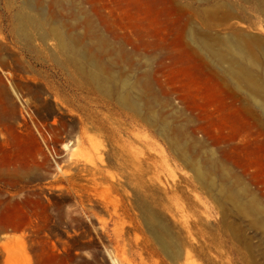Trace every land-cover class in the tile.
I'll use <instances>...</instances> for the list:
<instances>
[{
    "label": "rangeland",
    "instance_id": "374dc122",
    "mask_svg": "<svg viewBox=\"0 0 264 264\" xmlns=\"http://www.w3.org/2000/svg\"><path fill=\"white\" fill-rule=\"evenodd\" d=\"M190 32L252 56L264 15L0 0V264H264V106Z\"/></svg>",
    "mask_w": 264,
    "mask_h": 264
},
{
    "label": "bare ground",
    "instance_id": "6f19581e",
    "mask_svg": "<svg viewBox=\"0 0 264 264\" xmlns=\"http://www.w3.org/2000/svg\"><path fill=\"white\" fill-rule=\"evenodd\" d=\"M246 1V0H244ZM257 3V8L259 12L264 15V0H255ZM233 11V10H232ZM232 11H228V17H233ZM238 12V11H237ZM239 14V13H238ZM191 33V32H190ZM226 34V33H225ZM208 35V34H207ZM241 35V34H240ZM201 36V35H200ZM199 36V37H200ZM219 36V35H218ZM221 36V35H220ZM223 36V35H222ZM221 36V37H222ZM231 36V35H230ZM198 37V36H197ZM195 32H192L190 35L191 41L194 42V44H197V47L209 58L215 60V62L221 67L222 73L226 74V77L228 78L229 83L244 88L246 92L252 97V99L259 98L260 103L262 107L264 106V46L256 39L252 41L249 40V42H252V45H250L253 54L252 56H248L247 54H250L248 51L249 46H247L248 41H242V40H236L231 37L226 38H220L218 39L217 43H220V45H216L214 41L210 38H200L197 39ZM211 37V36H210ZM217 37V36H215ZM225 37V36H224ZM239 39V37H237ZM249 38V37H248ZM247 39V37H246ZM260 39V38H259ZM245 40V39H244ZM246 42V45H245ZM244 43V44H243ZM251 51V53H252ZM192 52V51H191ZM197 55V54H196ZM245 56V58L243 57ZM198 58V57H197ZM241 59L244 58L245 62H242ZM93 60V59H92ZM97 61V60H96ZM95 61V62H96ZM91 62V61H90ZM94 62V63H95ZM203 62V61H202ZM92 64V63H91ZM98 64V63H97ZM95 66V65H94ZM218 66V67H219ZM90 68V67H89ZM99 68V67H98ZM208 68V67H207ZM94 69V68H93ZM99 70V69H97ZM94 72V71H93ZM97 73V71H95ZM105 72V71H104ZM262 74L263 78H258L257 74ZM99 75V74H98ZM97 75V76H98ZM96 76V77H97ZM95 77V76H94ZM98 78V77H97ZM102 78V77H101ZM93 79V78H92ZM99 79V78H98ZM220 80V79H219ZM221 82V81H220ZM127 99V98H126ZM125 99V101H127ZM135 101V100H134ZM258 102V101H257ZM137 104V103H136ZM138 107V106H136ZM135 107V108H136ZM177 147V146H176ZM180 150V149H179ZM183 150V149H181ZM205 170V169H204ZM200 173V171H199ZM206 176V175H205ZM211 177V176H210ZM210 180V179H209ZM225 180V179H223ZM207 181V180H206ZM211 181V180H210ZM225 191V190H224ZM223 193V192H222ZM229 193V192H228ZM233 193V192H232ZM230 194V193H229ZM237 194V193H236ZM234 193L232 194V196ZM240 195V194H239ZM236 196V195H234ZM238 197V196H237ZM252 199V198H251ZM238 200V199H237ZM256 205V204H255ZM252 207V206H251ZM251 207L249 209H251ZM258 208V207H257ZM247 209V208H246ZM245 209V211H246ZM264 209V208H263ZM248 210V209H247ZM251 209L250 214H256L255 211H252ZM248 213V211H247ZM258 214V212H257ZM256 214V215H257ZM260 214V213H259ZM157 218V217H156ZM251 218V217H250ZM253 220V219H252ZM156 221V220H155ZM257 221V220H256ZM152 222V221H151ZM150 222V223H151ZM257 223V222H256ZM155 224V222H154ZM160 224V223H157ZM264 224V222L262 223ZM158 227V226H157ZM161 228V226L159 225ZM158 227V228H159ZM163 228V227H162ZM222 228V227H221ZM162 230V229H161ZM166 231V230H165ZM161 232V231H160ZM165 233H163L164 235ZM168 236V235H166ZM162 237V236H161ZM169 238V237H168ZM161 239V238H160ZM163 240V239H162ZM164 241V240H163ZM170 241V240H169ZM168 241V244H169ZM160 242V241H159ZM167 243V242H166ZM174 243V242H173ZM174 245V244H173ZM173 251V250H172ZM171 251V252H172ZM169 254V253H168Z\"/></svg>",
    "mask_w": 264,
    "mask_h": 264
}]
</instances>
